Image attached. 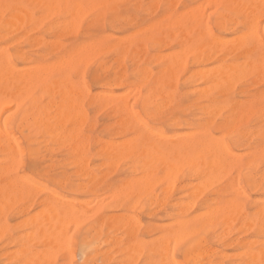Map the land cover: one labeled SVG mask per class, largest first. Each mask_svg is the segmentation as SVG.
I'll return each mask as SVG.
<instances>
[{"label": "bare ground", "instance_id": "bare-ground-1", "mask_svg": "<svg viewBox=\"0 0 264 264\" xmlns=\"http://www.w3.org/2000/svg\"><path fill=\"white\" fill-rule=\"evenodd\" d=\"M22 1L30 2L31 6L40 5V8L43 7V5L47 6V8L42 9L43 11H47L48 9L51 11L54 9L56 10L57 3L60 2L64 5L63 8L60 7V10L62 9L61 11H63V9L66 8L65 6L68 5V2H70L72 9H68L69 13H67V15L70 16L72 13L71 15L73 19H71L70 16L72 23H75L74 18H78V16L83 15V17H85V15L82 13V10H80L83 6V10H86V5L92 7L91 9H95L96 5L105 6L107 3L112 2V0H0V39L4 38L2 33H7V31L9 33V29L7 27L9 23L8 17L11 15V11V16L15 17L17 22L16 24H18V22L20 23V21L22 22L24 19L25 21L27 20V22H29L30 19L31 23V11L28 12L22 7H16L19 6ZM209 2L212 3V5L214 4L216 6L222 7L224 12L218 14L216 26L220 31L229 32V35L233 37L230 40L220 39L216 35L218 32L215 34L216 36L210 33L207 25L204 24L205 22L203 23V20L198 17L196 13L197 11H194L195 9H186L187 11L184 12H178L177 10L169 9L164 11L162 18H158V20L156 19L157 22L153 24L152 22L150 23V32L149 34L147 33L149 37L146 36V40H151V43L155 46H161L166 40L173 39V37H178L179 51H174V53H168L161 57H158L159 54H156L155 56L158 58L157 62L160 63L157 68V72H154V69L150 68V57L147 56V58H145L143 61L144 66L140 67L136 63V57L127 55L129 49L134 42H137V40L133 41L132 43L130 41L128 42L124 39H120L119 41L117 40V43L108 45L111 47L120 48L119 53H117L118 57L112 61L113 64L100 65L94 73L93 79L100 89H102V92L97 94L94 97V100L104 103L106 107H112L114 116L118 119L116 122L117 127L113 129L115 132L114 136H116L117 139H122L120 142L115 140L105 142L102 139V142L97 143V152L104 162L107 161L109 168L116 169V165L121 160L125 159L130 164L129 170L131 173L134 174L136 171H139L140 174V177L137 176L138 178L120 181L121 185L117 187L108 183V181H104L103 177L99 176L98 172L101 166L106 165V163H103L97 168H91L90 166V159L92 157L90 155L92 137L90 135H85V131L82 129V126L86 123V114L83 113L82 103L86 98H89L90 100H93V98L87 87L77 88L71 83V80L73 79H70V72L82 64L86 65L85 62L87 58H91L90 56L92 53L98 56L99 52L98 54L95 53V51L91 52L90 47L96 46L95 48L97 50L99 48L103 49L105 46L104 42L100 41L97 43L96 41V45L90 44L91 46L79 45L72 47L70 50L65 51L64 54L61 51L59 53L60 57L58 58V61L50 65H43L40 62H28L30 59V57H27L28 53H26V56L23 52H18L17 50L13 53L12 57H14L17 62L22 64V68L20 69L16 68L12 64L9 53L3 52L5 48L1 50L2 52L0 51V239H7L8 246L14 245L17 248L15 252L10 249L13 254H9L10 257L7 258L13 264H52V262H54L52 260L54 251H60L61 245L65 247L69 244V239L67 240V238H64L66 229L70 228H67V226H71L69 225L71 222H74L73 224H75L76 221L86 217L87 214L89 215V218L93 219L96 224L95 227L91 228L95 232L94 240L101 239L102 229L106 223V219H104L102 211L98 210V207L100 206L98 205L99 203H96L97 200H95V198L94 202L96 201L95 205H98V209L91 213L88 211L89 208L87 209V205H85L86 201L77 200L78 202H75L74 199H68L63 195H56L54 191L48 188L40 187L35 181L21 176L20 172L23 170L24 157L27 159L28 168L38 177H42L55 185L57 184V186L59 184L63 187H67L70 192L78 191L86 195L87 193L96 195L99 193V191L101 193L102 191H111L110 196L114 200L119 199L120 195L126 198L127 195L134 194V192L136 193L135 195L138 196L139 192L137 193L136 191H143L142 193H144L146 189L152 190L157 185V183L159 184L160 182L163 183L165 181L167 184H165L166 186H164L161 191L163 194L164 192L167 194L169 189L172 188L171 183L174 180L173 177L178 172L180 173L183 170H189L193 176H202V178L205 180L204 182H208L210 179L213 180H210V184H207V187H210L213 186V182L215 180L216 183L219 182L217 179H213V177L216 178L219 174H221V176H218V179L221 177L220 180H223L224 176L226 177V175L228 176V174H230L227 173V170L238 164L241 165L244 157L241 156V153L240 155H234L233 152L223 142L219 141V138L214 139L211 135L209 127L211 123H213L214 116H216V114L219 115L220 111H223L227 108L229 112L228 115L223 118L224 125L221 127L223 132L229 131L230 133H233L232 136L236 140H244L247 142H249L252 137H255L254 139L256 140L257 145L255 147L250 145L251 151L247 152L246 155L244 154L246 156L245 159L247 158L248 165L253 164L260 157L264 158V145L261 143L262 137L264 135V124H262V129H257L255 131L245 127H240L239 125L242 123V121L240 123L238 122L239 124H237L238 119L243 118L246 120L248 116L251 117L253 114H261L260 117H264V106L260 104L259 101H256L255 99H252L248 102L234 100L226 101L224 107L222 106L220 109L218 108V105H216L218 107L211 106L217 102V96L222 95L224 92H227L231 87H233V82L242 75L246 73H253V75L255 74L260 77L264 74V44L261 43V41L263 42V36L261 37L260 34L262 33L259 34L257 31L260 28V25H258V29L255 25L257 24L255 20L260 21V19L256 18V15L264 14V0H208V3ZM93 3H96V5L94 4L92 6ZM204 3V5L201 3V5L199 4V9L202 8V5L203 7L207 6V1ZM5 5H10L11 7L5 8ZM171 5H174V2L173 4L170 3V7ZM57 7H59V5ZM109 7H111V10L109 9L111 12L108 16L110 22H120L122 20V15H118L119 11H117L115 6ZM154 9L155 8L152 10ZM13 11H15L14 14ZM79 11L82 14L78 13ZM87 11H90V9L88 8ZM207 11L209 12V9H207ZM39 13L41 14L42 11ZM45 14L47 15V13ZM53 14L57 13L54 12ZM205 14L207 15L208 13ZM46 15L45 17H42L47 19L48 15ZM245 15L247 16L246 25L248 29L247 31H249V33L238 35V31L236 30L237 28H227L228 25H236V22H234L235 19H239ZM42 17H39L38 20H44L43 22H45V19ZM83 17L81 16L82 19ZM70 20L66 21L68 26V22H70ZM64 23L65 22L63 21L62 24ZM33 24L37 25V22H33ZM21 25L25 27L24 24ZM61 25L59 28H62V32L64 29L63 25ZM34 27L30 26V29L32 28L34 29L33 31H35V29L38 28V26H36V28ZM16 28L19 29L17 26ZM20 28H22V26ZM52 28L54 30V27ZM144 29L148 30L147 27H144L142 30L144 31ZM262 29L263 28H261V30ZM139 32L140 31H138V33ZM24 35H27V33H24ZM110 37L113 39V37L116 36ZM21 38H23V35ZM38 38V36L36 38L34 37L33 39L31 37V43H33V41L35 39L37 40ZM139 40L141 41V39ZM143 40L145 41V38ZM164 46L166 48L167 44ZM15 47L13 48L15 49ZM50 48L52 47L50 46ZM56 48L57 47L55 46V52ZM111 49L106 48L107 51ZM42 51L43 50L40 52L42 53ZM105 51L103 49L101 52ZM41 53H39V55ZM130 53L132 52L130 51ZM189 56L192 58V67L202 68L203 66H208L209 64L210 66L213 65V67L209 69L204 68V70L195 68L198 71L193 69L194 73H192L193 70L189 71L187 68ZM93 59L90 61L92 62ZM126 59L131 63L133 62V73L137 77H140L139 80H141V82L147 83L150 86V89L148 90L149 92L145 96L143 107L144 113L154 122V126L164 125L176 127L180 125V123H185L186 121L183 118L186 117L187 110H190L187 108L188 105H185V103L188 104L191 102V96H195V105L199 107L198 109L201 111V114L208 118L207 124L195 128L188 127V131L186 133L178 134L176 132L177 134H174L173 136H168L162 129L146 125L144 117L138 115L134 111L132 104L130 105L128 100L130 91L132 89L130 88V76L128 75L125 66ZM85 68L86 67L83 66L81 71H84L83 69ZM196 71L197 73H195ZM181 75L185 78H183V86H189L191 88L190 91H184L180 89ZM137 87L139 90V86ZM114 89L121 90V95L117 96L116 94L117 97L113 98V94L111 95L110 91ZM134 89L135 88H133V90ZM38 92H41V94L38 95ZM132 93L134 94V97L130 96V98L132 97L131 103H133L132 101L135 100V95L137 92L134 90ZM56 99H58V102ZM202 103L204 106H200ZM150 107H153L152 112H150ZM9 110L13 112H9L11 113L9 114ZM217 110L220 111L218 112ZM7 113L9 115H7ZM16 120H18L21 126L25 125L32 132V135L29 134L25 137V141L28 142L27 146L19 143L18 138L11 133L12 127ZM26 127L24 128L26 129ZM56 144H60V146L64 147V149L70 151L69 154L73 158L70 165L77 170L76 175H74L76 177L75 180H71L70 176L63 172L57 175L55 160H53L52 157H46L42 155V149L52 152L51 147L55 146ZM42 164L45 166L40 167ZM75 181L77 183H75ZM168 181L171 183H168ZM232 181L233 180H231L226 186L229 188L228 190L232 192L230 194V199L225 201L221 200L214 206V208H209V213L206 211V214H209L208 217H204L202 216L203 214L201 215L200 213V215H197L198 218H196V216L191 218L189 217L190 213L188 212V208L180 209L179 213L175 214L176 217L173 219L171 218L172 216H169V219L172 220L171 223L168 226L166 225V227L163 226L162 229H159V233L161 235L158 236V239H156V237L152 243L153 245H151L149 253L152 256V259L150 264H157V262L158 264H177V261L174 260L169 253V246H171V241L174 238L182 235L180 237L181 241H179L181 243L182 240L188 238V232H191L192 235H194V233L197 234L196 231L198 228L212 225V223H217V221H222L228 229L233 222L232 220L235 218H239L243 227L241 225L239 226L245 229V232L243 233H246L250 230H253L255 233V236L252 239L244 243L238 242L235 245V248H237L238 251V254H236L238 264H264V201L259 205L251 206L252 208L247 209L244 205V201L242 202L243 199L241 200L242 197H246L241 196V191H239V189L234 185L237 184V179H234V183ZM247 181L250 186H253L254 190L260 189L261 191L263 186L260 182L257 181L256 183L254 179H252V181ZM98 186L100 187L98 188ZM164 188L167 191H164ZM237 191L239 192L238 195H240V198L237 197ZM187 193L189 194L190 192ZM220 194H222V192ZM107 195L105 197H110ZM102 197L98 198V200L100 199L101 202L103 201ZM147 198L149 207L159 203V200L157 197H155V195H150L149 197L147 196ZM193 198L196 199L195 196H193ZM106 199L109 201V198ZM122 200L123 198L121 201ZM134 200L135 202L136 200L138 202V198L136 199V196ZM101 202L100 205H102ZM160 202H162V200ZM193 203L191 202V206H193ZM177 205L179 204H176V206ZM16 206L20 208L19 212L17 209V213L22 221L19 225V230L15 232V234H12V232L9 230V224H7L5 218L7 213ZM180 206H178V208H180ZM115 217L111 220H116L118 218ZM127 218L125 216V219H123L126 220ZM119 219L122 218L119 217ZM131 220L135 221L132 218ZM131 220L130 228L133 230L135 228H139L140 225L138 226L136 222ZM119 222L121 221L119 220ZM123 223L121 222V224L119 223L120 225L118 224L119 228L122 226L125 228L124 225H126L128 229V222H126L124 225ZM112 224L113 223H111V226ZM75 225H78V223ZM112 227L115 228V225ZM152 227L153 226L149 225L145 228L147 233L156 231V228L153 229ZM119 228L115 229L119 230ZM136 229L135 231L138 230ZM224 229L225 227L223 230ZM236 230H239V232L243 231V229L240 231V227L235 229V231ZM225 231H223L224 234ZM133 236L134 234L130 236L132 237L130 245L136 250L139 245L143 244L137 243L136 239L134 238L135 236ZM150 241L152 240L149 239V241L146 243L148 244ZM105 242H108L109 244L114 243L115 245H113V247L116 246L118 248L119 246L118 239L109 238ZM122 243H124V241ZM58 244L59 246H57ZM85 244L93 249L100 248V245L91 246V241H87ZM199 246L200 244L198 245L199 249H197L194 253L192 252L187 254L185 261L190 264H224L223 259L225 256L222 255L221 257L217 251L201 249ZM56 247H58V249ZM67 248L68 247L65 249L68 250ZM140 248L143 247L141 246ZM170 248L172 250L171 252L173 253V249L175 248ZM103 252L105 253V251ZM128 252L126 251V253ZM105 254H107V252ZM131 257L133 258V255H131ZM128 260L130 261L128 263L134 262V260Z\"/></svg>", "mask_w": 264, "mask_h": 264}, {"label": "rangeland", "instance_id": "rangeland-1", "mask_svg": "<svg viewBox=\"0 0 264 264\" xmlns=\"http://www.w3.org/2000/svg\"><path fill=\"white\" fill-rule=\"evenodd\" d=\"M172 1L173 0H156V1L155 0H116V1L112 0L111 3L109 2L105 6L104 5L98 6V5H96V3H93L92 6L94 4L96 5L95 9L94 8L91 9L92 7H89L87 5H86V10H83L84 6L82 7V9H80V10H82V13L85 15V17H83V15H81L83 17V19H82L81 16H78L79 15L78 14L77 15L78 18H74L75 23H72L71 22L72 20H70V16H71V19H73L72 15H71L72 13L70 14V16L67 15V13H69L68 11L70 9H72L70 2H68V5L65 6L66 8L63 9V11H61L62 9L60 10V7H62V8L64 7V5L61 2L57 3V6L59 5V7L56 6V10L54 9L53 11H51L48 9L47 11L46 10L43 11L42 9L47 8V6L43 5V7L40 8L39 7L40 5H37V6L32 5L31 6L30 2L22 1L19 4V6H16V7H22L24 9H26L25 11H28V12L31 11V16H32L31 23L32 24L30 23V19H29V22H27V20L25 21V19H24L22 22L20 21V23L18 22V24H16L17 23L16 19H15V17L11 16L12 15V11H11L10 12L11 15L8 17L9 23H8V27H7L9 29L10 34L6 30L7 31V33L5 32L6 34L2 33L4 35V38L0 39V46H1L0 51L3 50V48H5L3 52L9 53L12 64L18 69L22 68V64L20 62H17L15 60V58L12 57L13 53L17 50H18V52H23L26 56H27L26 53H28L27 57H30L28 62H31V63L32 62H40L43 65H50V64H53V63L58 61V58L60 57L59 53L61 51L64 54L65 51H68L72 47H76L79 45L89 46L90 44L94 45L96 43V41H97V43H99L100 41L101 42L103 41L104 45H105L103 48L104 51L106 50V48H108V49L112 48L109 51L106 50L107 52L106 51L101 52V51H103L102 48H99L97 50L95 48L96 46L90 47L91 52L95 51V53H97V54L99 52L98 56L96 54L94 55V53H92V55H94V56H92L90 53L91 58L90 59L87 58V60L85 62L86 65L82 64V65H80L81 67L78 66L73 71L70 72V79H73V80H71V83L77 88L87 87L88 90L90 91L91 95H92V98H93V100L86 98L82 103L83 113L86 114L85 115L86 116V123L82 126V129L85 131L84 132L85 135H90L92 137V145H91V149H90V155L92 157L90 159V166H91V168H97L98 166L100 167L103 163H106V165L101 166L99 172L98 171L97 172L99 173L100 177L101 176L103 177L104 181H108V183H110L116 187L121 185L120 181H122V180L126 181V180H130V179L138 178V177H140V174H139V171H136L134 174L131 173V171L129 170L130 164L125 159H124L125 161L121 160L117 165L115 164L116 169L115 168H109L107 161L104 162V160H102L99 153L97 152L96 146L98 145L97 144L98 142H102L103 140L105 142H108L111 140H115L117 142L122 141V139H117L116 136H114L115 132L113 131V129L117 127L116 122L118 119L114 116L112 107L111 106L106 107V105L104 103H100V102H97L94 100V97L97 94L102 92V89H100V87L96 84V82L93 79L96 69L100 65H103V64L104 65H112L113 64L112 61H114L118 57L117 53H119V51H120L119 47H111L108 45L115 44V43H117V40L119 41L120 39L121 40L124 39V40H126L128 42L130 41L132 43H133V41L137 40V42L133 43V45L129 49L127 55L131 56V57H133V56L136 57V59H135L136 63L140 67L144 66V62H143L144 59L147 58V56L150 57L151 58L150 68L154 69V72H157V68L160 65V63L157 62L158 58H156V56H155L156 54L157 55L159 54L160 56L158 55V57H161V56L166 55L168 53H174V51L175 52L179 51V45H178V43H179L178 39L179 38L178 37H173V39L166 40L167 42L166 41L164 42L167 44L166 48L164 46L166 44H164V43L161 46H155L151 43V40H148V39L146 40V36L149 37L148 34L150 32V30H149L150 26H151L150 23L152 22V24H153V23L157 22L156 19L158 20V18H162V14L164 13V11L169 10V9L177 10L178 12L187 11L186 9H188V10H194L195 9L194 11H197L196 13H197L198 17H200L203 20V23L205 22L204 24L207 25V28L210 31V33H212L214 36L217 35V37H219L222 40H228V39L230 40L231 38H233L229 35L230 34L229 32L220 31V30H218V28L216 26L218 14L224 12L221 6H216L214 4L212 5V3H210V2L208 3V0H190V1L189 0H174L173 1L174 5H171V7H170V3L173 4ZM206 1H207V3H206L207 6L203 7V5L205 4L204 2H206ZM200 3L203 4L201 7L205 8V9L207 7V9H209V12L207 11V9L206 10L202 9V8L199 9L198 6ZM88 5H91V4H88ZM154 5L155 6L157 5V6L155 7ZM72 6H74V5H72ZM109 6H113V7L115 6L117 11H119L118 15H120V16L122 15L121 16L122 20L120 22H110L108 16L110 15L111 7H109ZM69 7H71V8H69ZM212 7H213V11H212ZM88 8L90 9V11H87ZM153 8H155V9L152 10ZM214 8H215V10H214ZM200 10H201V12H200ZM40 11H42L41 14L39 13ZM14 12L15 11H13V14H14ZM54 12L57 14H53ZM146 12H147V14H146ZM45 13H47L48 16ZM78 13L82 14L80 11ZM86 13H87V15H86ZM149 13H151V14H149ZM205 13H208V14L206 15ZM43 14H45L47 16V19L44 18L45 15H43ZM64 15H66V16H64ZM263 15L264 14L256 15V18L260 19V21L255 20V22L257 23V24H255L257 29L259 28L258 25H260V28L257 31L259 32V34L262 33V34H260L261 37L263 36V42L260 39L262 44H264V17H263ZM42 16H44V17H42ZM67 16H69V17H67ZM127 16H129V17H127ZM39 17L40 18L42 17L43 19H45V22H43L44 20L43 21L41 20L42 22L40 20H38ZM246 17L247 16L245 15L244 17H241L239 19H235L234 22H236V25H233L231 23L232 25H228L227 28H230V27H233L234 29L237 28L236 30L238 31V35H242V34L244 35V33L245 34L249 33V31H247L248 29H247V25H246V19H247ZM10 19H11V21H10ZM204 19H206V20H204ZM261 19H262V21H261ZM68 20H70V22H71V23L68 22L69 26L67 25V22H66ZM17 21H19V20H17ZM63 21L65 22L64 24H62ZM33 22H35V23L37 22V25L33 24ZM144 22H145V24H144ZM38 23H39L40 27H39ZM15 24L19 29H17L16 26L14 27ZM21 24H24L25 27H23V25H21ZM27 24H29V25H27ZM61 24L63 25V29H64V31H62V32H61L62 28L61 29L59 28ZM57 25H59V26H57ZM21 26H22V28H20ZM30 26H33V27L35 26L34 28H36V26H38V28H36L35 31H33L34 29H32V28L30 29ZM143 26L147 27L149 31L147 29L146 30L144 29V31H145L144 32L142 30L144 28ZM13 27H14V30H13ZM52 27H54V30ZM71 27H72V29H71ZM55 28H56V30H55ZM261 28H263V29L261 30ZM57 29H59V30H57ZM137 30L140 32L138 33ZM142 31H143V33H142ZM217 32H218V34H216ZM24 33H27V35H24ZM141 34H142V36H141ZM22 35H23V38H21ZM109 35L110 36H116V37H113V39H112V37H110ZM37 36L39 37L37 40L35 39L37 43L35 42V40L33 41V43H31L32 42L31 40L34 37L36 38ZM31 37H32V39H30ZM261 37H259V38H261ZM9 38H11V39H9ZM19 38H20V41H19ZM130 38H132V39H130ZM144 38H145V41L143 40ZM139 39H141L142 43ZM146 41H148V42H146ZM52 42H54V43H52ZM57 43H59V44H57ZM2 45H3V47H2ZM5 45H8V46H5ZM49 45L53 49L50 48ZM32 46H33V48H32ZM55 46L57 47L56 52L54 50ZM149 46H151V47H149ZM13 47H15V49ZM17 48H19V49H17ZM41 50H43L44 52L42 51V53H41L40 52ZM130 51L132 53H130ZM136 51H138V52H136ZM39 53H41V54L39 55ZM100 53H101V55H100ZM34 56H35V60H34ZM32 57H33V59H32ZM91 59H93L92 62L90 61ZM89 61H90V63H89ZM155 61H156V63H155ZM98 62H100V63H98ZM83 66L86 68L83 69L84 71H81ZM125 66H126L128 75L130 76V78L132 77L131 79L129 78V80L131 82L130 88L132 89L131 91L129 90L130 94L128 91L129 103H130V105L132 104L134 111L138 115L144 117L146 125L162 129L168 136H173L174 134H177V133L178 134L186 133L188 131L187 130L188 127L189 128H195V127L207 124L208 118L205 115L201 114V111L198 109L199 107H197L195 105V102H194L195 96H191L190 97L191 102L188 104L185 103V105H188L187 108L190 109V110H187L186 117L183 118L186 121L185 123H182V124L180 123V125H178L176 127H174V126L170 127V126H164V125L154 126L155 125L154 122L150 118H148L147 115L144 113V107H143V102H144L145 96L149 92L148 90L150 89V86L147 83L141 82V80H139L140 77H137L133 73V68H134L133 62L131 63L129 60L126 59ZM211 67H213V65L210 66V64L208 66L207 65L203 66L202 68L201 67H192V58H191V56H189V58H188L187 68L189 71H192L193 69L194 70H197V69L204 70V68L209 69ZM195 68H197V69H195ZM194 70L192 71V73H194ZM197 71L195 73H197ZM183 78L184 77L181 75V77H180V89L184 90V91L185 90L190 91L191 88L189 86H187V87L183 86V81L185 79V78L184 79ZM137 86H139V90H138ZM232 86L233 87L230 88L232 90L229 89L227 92H224L222 95H218L217 97H218L219 101L217 100V102L211 106L214 107V106L218 105L219 107L218 106H216V107H218L220 109V107H222V106L224 107V104L226 101L234 100V101L248 102L252 99L259 101V103L264 106V74L259 77L255 74L253 75V73H246V74L242 75L241 77H239L238 79H236L233 82ZM146 87H147V89H146ZM133 88H135L134 90H136L137 93L135 95L136 96L135 100H133L132 101L133 103H131L132 97H134V94L132 93V92H134ZM110 93H111V95L113 94L112 97L115 98L117 96H120L122 91L114 89V90L110 91ZM40 94H41V92H38V95H40ZM116 94H117V96H116ZM137 94H138V96H137ZM255 94H256V96H255ZM130 96H132V97L130 98ZM56 100L58 102V99H56ZM134 101H136V102H134ZM200 106H204V104L202 103V104H200ZM152 111H153V107H150V112H152ZM9 112H13V111L9 110L8 113ZM228 112L229 111L226 108L223 111H220L219 112L220 114L218 113L219 115L216 114L217 117L214 116L213 123H211V125L209 127L210 131H211V135L214 139L219 138L220 139L219 141L223 142L233 152L234 155H236V154L240 155V153H241V156L242 157L244 156V157H243L241 165L238 164L236 166L231 167L230 168L231 170L230 169L227 170V173H230V174H228V176L226 175V177H225L224 174L222 173L224 176L223 180L222 179L220 180L221 177L218 179V176H221V174H219L216 178L213 177V179H217L219 182L217 181L218 183H216L215 182L216 180H215L214 181L215 184L213 182V186H210V187H207L208 186L207 184L210 182L211 179L208 182H204L205 180L202 178V176H193L189 170H183L180 173L178 172L176 174L177 176L176 175H175L176 177L174 176L175 178L173 177L174 180L172 183L169 182L170 180L168 181V183L172 184V188H170L171 190L169 189L167 194H165L166 192H164V194H163V192L161 191L163 189V187L166 186L165 184H167V182L165 181L163 183L162 182H160L159 184L157 183V185L152 190L151 189H149V190L144 189L145 190L144 193H142L143 191H136L137 193L139 192L138 196L135 195L136 193L134 192V194L127 195L126 198L122 197V195H120L121 199L123 198L122 201H121L120 197H119L120 200L119 199L114 200L110 196L111 191H106L107 193L105 191H102V193L99 191V193H97L96 195H91L90 193L89 194L87 193V195H86V194L80 193L78 191L70 192V190L67 187H63L59 184L57 186V184L55 185L52 182H49L42 177H38L34 174V172H32L28 168L27 159L24 157L23 158V170L20 172L21 176H24V177L28 178L29 180L35 181L36 184L40 187L48 188V189L54 191L56 193V195H63L68 199H74L75 202L86 201L85 205H87V209L89 208L88 211H90L92 213L94 210L99 208L98 210L102 211L103 217H104V219H106L105 222L106 223L108 222L107 224L105 223V225L102 229L101 239H99V240H94L95 232L91 228L95 227L96 224H95L93 219L89 218L88 214L86 215V217H83L82 219L75 222V224L78 223V225H75V224H73L74 222L73 223L71 222V224H69L71 226H67V228H69V227L70 228L66 229L65 237H64V238H67V240L69 239V244L65 247L61 245L62 251L61 250L60 251H58V250L54 251L53 256H52V260L54 262H52V264H93V263L94 264H150L151 259H152V256L149 253L151 245H153L152 243L155 240V238L157 237L156 239H158L159 238L158 236L161 235L159 233V229H162L163 226L166 227V225L168 226L171 223L172 220L169 219V216H172L171 218L173 219L176 217L175 214L179 213L180 209H187L188 208L189 209L188 212L190 213L189 217H191V218H194V216H196V218H198L197 215H200V213H201V215L203 214L202 216L208 217L209 208H212V207L214 208V206L217 203H219L221 200L225 201V200L230 199V197H231L230 194L232 192L229 191L228 190L229 188L226 186L228 185V183H230L231 180L234 181V179H237V184H234V185L239 189V191H241L240 193H242V194H240V195L246 197V198L242 197L241 200L243 199L242 202L244 201V205L246 206L247 209L252 208L251 206H256V205L261 204L264 201V176H263L264 175V158L260 157L253 164H250V165L247 164V158L245 159V157H246L245 155L247 152L251 151L250 145H252L254 147L257 145L256 140L254 139L255 137H252L251 140L249 142H247L244 140H236L232 136L233 133H230L229 131H224L225 132L224 133L223 130L221 129V127H222V125H224L223 118L228 115ZM8 113H7V115L11 114V113H9V114ZM260 116H261V114H253V115H251V117L248 116L246 118V120L243 118H240L237 120V124H239L242 121V123H240V125H239L240 127H245V128H248V129L254 130V131L257 129L258 130L262 129V127H263L262 124H264V117H260ZM188 117H190V118H188ZM217 122H219V123H217ZM221 123H223V124H221ZM24 127H26V126L25 125L21 126L19 124L18 120H16V122L14 123V125L12 127L11 133L18 138L19 143H21L24 146H27L28 142L25 141L26 140L25 137L28 136L29 134H31L32 132L28 127H26V129ZM226 130H228V129H226ZM228 139H229V141H228ZM261 143L264 145V135L262 137ZM231 146H233V147H231ZM51 149H52V152H48L47 150L42 149V155L46 156V157H52V159L55 160V162H56V174L59 175L60 173L63 172V173L68 174L70 176L71 180H75L76 177L74 175H76L77 170H76V168H74L73 166L70 165L71 161L73 159L72 156L69 154L70 151L64 149V147L60 146V144H56L55 146H52ZM44 166L45 165L42 164L40 167H44ZM238 168H239V170H238ZM114 169H115V171H114ZM110 170H112V171H110ZM109 173H110V175H109ZM235 174H236V176H235ZM123 175L124 176L126 175V176L124 177ZM229 176H231V177H229ZM252 179H254V181L256 183L258 181L262 184L263 187H262L261 191H260V189L254 190L253 186H250L248 184L247 180L252 181ZM261 179H262V181H261ZM211 181H213V180H211ZM203 182H204V184H203ZM75 183H77V182L75 181ZM184 185H186L187 188ZM99 187L100 186H98V188ZM167 189H168V187H167ZM180 189H182V190H180ZM205 189H207V190H205ZM164 191H167V190L164 188ZM187 192H190V193L188 194ZM221 192H222V194H220ZM122 194H124V193H122ZM238 194H239V192L237 191V197L240 198V195H238ZM106 195L110 196V197H105ZM150 195H152V196L155 195V197L158 198L159 203L157 205L149 207V203L147 202V199H148L147 196L149 197ZM188 195L191 197V199ZM135 196H136V199L138 198V202L136 200L137 203L134 200ZM193 196H195L196 199L193 198ZM101 197L103 199L102 202L100 199H99L100 201L98 200V198H101ZM197 197H198V199H197ZM94 198H95V200H97V202L96 201L95 202L99 203L98 205L101 208L100 207L97 208L98 205L97 206L95 205ZM106 198H109V201H111V202H109L108 199H106ZM85 199H88V200H85ZM193 199H195V200H193ZM91 200H92V202H91ZM161 200H162V202H160ZM165 201H166V203H165ZM183 201L185 202V204ZM100 202L102 205H100ZM191 202L192 203L194 202L193 206H191ZM176 204H179V205L176 206ZM183 205H186L188 207L183 206ZM93 206H94V208H93ZM178 206H180V208H178ZM90 207H91V209H90ZM184 207H186V208H184ZM106 208H107V211H106ZM155 208H157V209H155ZM17 209L19 212L20 208H18V206H16L15 208L11 209V211H9L7 213L6 218H5L7 224H9L8 225L9 230L12 232V234H15V232H17L19 230V225L22 221V219L18 216ZM126 209H127V211H126ZM171 209H172V211H171ZM206 211L208 212L207 214H206ZM127 212H129V213H127ZM159 213H161V214H159ZM123 214L126 216V218L128 217L126 220H124L125 216ZM106 215H108V216H106ZM115 215H116V217H115ZM114 217L115 218L118 217V218L116 220H111L112 218L114 219ZM119 217L122 219L124 218L123 219L124 223H123L122 219H119ZM131 218L134 219L135 221L131 220ZM108 219H110L111 221ZM118 219L123 223V225L126 222H128L127 225L129 226V228L127 229L126 225H124L125 228H123V226L119 228L118 224L119 223L121 224V222H119ZM130 220L133 222H136L138 226L140 225L139 228H137L138 230L135 228L137 231H135V229L133 230L130 228ZM232 221H233L232 223L230 222L231 225L228 228L229 230L223 224L222 221H217V223H212V225H207L205 227L198 228V230L196 231L197 234L194 233V235H192L191 232H188L189 233V236H187L188 238L182 240L181 243L179 241H181L180 237L182 235L179 237L177 236V238H174L171 241L172 242L171 246H169V250H170L169 253H170L171 257L177 261V264H187L188 262L185 261L187 258L186 257L187 254L192 253V252L194 253L197 249H199L198 245L200 244L199 247H201V249L212 250V251L215 250V251H217L219 256H221V257H222V255L225 256L223 259L224 264H238V260L236 257L237 256L236 254H238V251H237V248H235V245L238 242L244 243V242L252 239L255 236V233L253 230H250V231H247L246 233H243V232H245V229L242 228L243 226H242L239 218H237V219L235 218ZM117 222H119V223H117ZM111 223H113L112 226L115 225V228H119V230L112 227ZM235 223H237V224H235ZM82 225H84V226H82ZM88 225H90L91 227ZM149 225L153 226L152 227L153 229L156 228V231H153L152 233H147L145 228ZM239 225H241L242 227ZM235 226L238 228L240 227V231L242 229H243V231L239 232V230H236L237 231V234H236L235 229H238V228H236ZM224 227H225L226 231H225V229L223 230ZM90 229H91V231H90ZM125 229H127V230H125ZM227 230H228V232H227ZM223 231H225V234ZM70 232L72 233V235ZM133 234L135 236V237L134 236L133 237L136 239L137 243L143 244V245H139L140 247L142 246L143 248H140L138 246L135 250V248L131 247L130 243H131L132 237H130V236H132ZM106 237H107V239H109V238L118 239L119 240L118 248L116 246L113 247V245H115L114 243L109 244L108 242H105L107 240ZM149 239L152 241H150L151 243L149 242L147 244L146 242L149 241ZM177 239H178V241H177ZM63 240H65V239H63ZM142 240H144L145 242ZM87 241L92 242L91 246H99L100 245L99 246L100 248L99 249L90 248L88 245L85 244ZM123 241H124V243H122ZM60 244H62V243H60ZM57 246H59V244ZM66 247H68L67 248L68 250L65 249ZM170 247H172V249L175 248V249H173V253L171 252L172 250ZM189 247L191 250L189 249ZM56 248L58 249V247H56ZM10 249L15 252L17 248L14 245L8 246L7 239H4V238L0 239V264H13L9 259H7L8 257H10L9 254L12 253V251H10ZM6 250H9V251H6ZM117 250H118V252L116 253ZM103 251H105V253L107 252V254H105ZM126 251L127 252L129 251V252L126 253ZM131 255H133L134 259L131 257ZM128 259H131V261L134 260V262L128 263V262H130ZM107 260H109V261H107ZM157 264H158V262H157ZM188 264H190V263H188Z\"/></svg>", "mask_w": 264, "mask_h": 264}, {"label": "snow or ice", "instance_id": "snow-or-ice-1", "mask_svg": "<svg viewBox=\"0 0 264 264\" xmlns=\"http://www.w3.org/2000/svg\"><path fill=\"white\" fill-rule=\"evenodd\" d=\"M4 7H5V8H9V7H11V6H10V5H5Z\"/></svg>", "mask_w": 264, "mask_h": 264}]
</instances>
